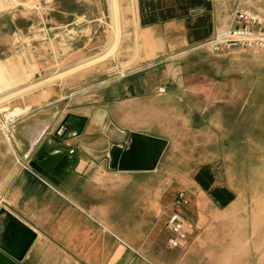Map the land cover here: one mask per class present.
I'll return each mask as SVG.
<instances>
[{"label": "crops", "instance_id": "0c3cea01", "mask_svg": "<svg viewBox=\"0 0 264 264\" xmlns=\"http://www.w3.org/2000/svg\"><path fill=\"white\" fill-rule=\"evenodd\" d=\"M111 1L101 6L95 0V32L114 30L100 19L111 20ZM115 1L116 51L101 59L103 65L95 66L94 60L103 55L96 56L74 67L94 62L90 69H68L57 72L53 82L35 83L45 84L18 102L26 111L10 112L19 113V118L8 129L0 127V209L36 233L20 263L264 264V183L252 186L251 199L236 202L235 215L213 216L205 171H194L187 181L177 175L175 184L164 186L163 177L151 183L158 163L152 169H110L105 159L111 144L126 142L129 131L167 139L162 159L172 143L170 133L179 130L181 95L193 108L204 105L208 95L206 89L184 92L182 54L229 26L237 3L264 17V0ZM9 10L0 8V16L11 15L14 21L15 12ZM110 42L108 37L104 41L106 46ZM66 115L68 127L81 115L85 123L79 133L63 140L72 147L67 155L72 165L49 178L29 165L31 147L45 128L44 136ZM153 123L159 132L150 130ZM64 131L62 127L60 133ZM187 182L190 195L179 202V189ZM165 188L176 193L174 198H163ZM174 209L189 223L183 243L174 241L176 234L166 225Z\"/></svg>", "mask_w": 264, "mask_h": 264}, {"label": "rangeland", "instance_id": "374dc122", "mask_svg": "<svg viewBox=\"0 0 264 264\" xmlns=\"http://www.w3.org/2000/svg\"><path fill=\"white\" fill-rule=\"evenodd\" d=\"M103 4L105 0H100ZM0 8L15 12L14 21L11 15L0 16V99L6 97L0 101V119L16 109L26 111L18 102L36 87L57 80V72L90 69L94 62L96 67L100 62L103 65L101 59L117 49L115 0L111 1V20L100 18L113 31L93 30L95 0H0ZM107 37L111 42L106 46ZM27 44L30 47L22 48ZM100 55L94 62L74 68ZM182 55L184 92L206 89L208 95L204 105L194 108L181 95L179 130L170 133L172 143L159 158L151 183H159L163 177L167 186L170 181L176 183L177 175L187 181L194 171H205L202 177L213 201L211 214L235 215L236 202L251 199L252 186L264 183V49L194 47ZM43 79L45 83L35 85ZM29 85L35 86L24 91ZM150 130L159 132V127L153 123ZM186 184L179 192L188 199L190 185ZM175 194L165 188L163 198Z\"/></svg>", "mask_w": 264, "mask_h": 264}, {"label": "water", "instance_id": "95a60500", "mask_svg": "<svg viewBox=\"0 0 264 264\" xmlns=\"http://www.w3.org/2000/svg\"><path fill=\"white\" fill-rule=\"evenodd\" d=\"M67 122L66 115L52 133L44 136L45 128L32 144L29 165L46 177L57 178L72 165V159L68 160L67 156L72 152V147L69 148L63 140L82 130L85 116H79V121L73 122L74 124L69 127ZM62 127L65 129L64 133H60ZM74 128L77 130L74 131ZM166 144L167 139L163 137L129 131L126 142H113L107 150L105 155L107 167L152 169L156 166ZM0 213L4 214L1 221L3 231L0 238V264H21L36 233L32 227L7 209H0Z\"/></svg>", "mask_w": 264, "mask_h": 264}, {"label": "built area", "instance_id": "2783aa9c", "mask_svg": "<svg viewBox=\"0 0 264 264\" xmlns=\"http://www.w3.org/2000/svg\"><path fill=\"white\" fill-rule=\"evenodd\" d=\"M232 21L229 26L217 30L197 47H204L210 51H220L233 47H245L253 50L264 49V17L262 15L250 8L241 7L237 3L233 11ZM158 90L165 91V86H159ZM19 116L20 114L8 118L2 116L0 125H4L8 129V126L15 122ZM177 201H186L182 192L178 193ZM185 224V219L180 211L174 209L168 214L166 225L176 234L174 239L176 243L185 241Z\"/></svg>", "mask_w": 264, "mask_h": 264}, {"label": "bare ground", "instance_id": "6f19581e", "mask_svg": "<svg viewBox=\"0 0 264 264\" xmlns=\"http://www.w3.org/2000/svg\"><path fill=\"white\" fill-rule=\"evenodd\" d=\"M19 114V113H18ZM15 115H17V112L15 113ZM12 116H14V115H12ZM7 118L8 117H11L9 114L6 116ZM0 126H3L4 128H5V126L4 125H0ZM2 233V232H1ZM1 233H0V238H1Z\"/></svg>", "mask_w": 264, "mask_h": 264}]
</instances>
